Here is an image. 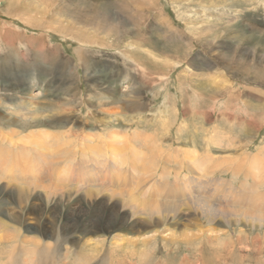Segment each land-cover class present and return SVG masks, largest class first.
Masks as SVG:
<instances>
[{
  "label": "rangeland",
  "instance_id": "374dc122",
  "mask_svg": "<svg viewBox=\"0 0 264 264\" xmlns=\"http://www.w3.org/2000/svg\"><path fill=\"white\" fill-rule=\"evenodd\" d=\"M26 140L42 147L22 154ZM3 143L0 171L32 184L0 181V264H264V0H0ZM68 163L103 170L116 184L106 188L126 195L130 172H214L261 194L242 210L263 221L216 223L190 244L173 226L158 235L179 243L141 259L117 245L134 237L119 216L108 229L106 210L92 228L101 206L58 181ZM16 188L29 189L20 205ZM93 239L101 245L86 258Z\"/></svg>",
  "mask_w": 264,
  "mask_h": 264
},
{
  "label": "bare ground",
  "instance_id": "6f19581e",
  "mask_svg": "<svg viewBox=\"0 0 264 264\" xmlns=\"http://www.w3.org/2000/svg\"><path fill=\"white\" fill-rule=\"evenodd\" d=\"M34 143L26 140L24 141V146H20L19 148L16 149H18L22 154L23 153L26 154L29 151L27 155L30 154L31 152L34 153L38 152V150L42 146L38 147L39 143L38 144H34ZM6 145L4 144L2 145V147H0L1 171L4 169L3 167L5 166L7 167V165H9V163H7L8 160L5 159L6 157L5 158L3 157L5 150L7 152L11 150V147H9V150H7ZM33 145L35 146L34 149H33L34 147ZM11 146L14 147V145ZM26 146H29L30 149H28ZM186 157L187 156H184L185 159L188 158ZM50 160L52 164L54 163L58 164L56 162V160H58L57 156L56 157L51 156ZM163 160L164 162L162 164L165 166H167L168 163L172 162L171 158L169 157ZM210 161L212 160L210 159ZM173 162L178 164L177 166L179 167L182 165L184 166L185 164L183 162L181 163L176 160H173ZM76 164L74 166H71V163L65 164L62 171L63 175H61L58 181H62L66 185H72L73 190L69 192L70 196L81 192L82 196L87 195L89 199L95 201V205L101 206L100 213L93 219L92 228H96L97 225L103 221L102 215L106 210L109 212V215L106 216V222H105V224L107 225L106 227L108 229L112 226V222L118 219L116 217L119 216L122 224L119 227L124 231L125 229H123L124 227L122 228V226L127 225L129 230L128 233L131 232V234H133L134 237L124 239L122 240V243H119L117 245H119V247L124 246L126 250L130 249L133 255H136L141 259H143V257L145 258L147 257L148 261L149 259L152 260V258H154L156 255L155 254L156 246L158 247L159 245H162L164 247H168L171 246L172 243H176V244L179 243L176 242L173 238L174 236H176L175 233L164 236L158 235V234H163L162 232L170 230V227L173 226L182 227L183 231L179 233L178 236V238H181L180 242L182 243L186 242L187 244H190V242H194V241H208L211 237H213L212 236L213 233L210 234H206V233L213 232L215 230L213 226L216 223L230 225L231 223L238 222L240 219H245L246 221L249 220L253 222L255 221L260 225L261 221H263L262 216L253 215V213L248 211L247 209L242 210L245 207H249L251 204H253L251 200H262L263 197L261 196V194L258 193L259 197L257 198L255 194L256 192L254 193V191H251V188L247 187L249 185H246L245 182L244 185H241V187H246L244 189L241 187L240 188L235 187L234 186L235 184L232 185V182H229L230 180H226L225 178L224 179L217 177L214 178L213 177L214 172H212L209 175L206 174L204 177L196 176L197 174L194 173L195 177L186 178V176L184 175L182 179L174 178V180H171V178L167 173H163L160 176H158L157 173L155 174L153 173L151 178H148L147 176H143V175L142 176L137 175L133 179V177H131V175L133 174H131L130 172L127 178H122L120 180L123 183V185L122 183H120V186L128 187L131 190V195L130 194L126 195V193L110 191L109 189L106 188V184L109 185L111 184L114 186H116V184L115 181L108 179L110 178L108 175L106 177L103 170H98V171L86 170L85 168L82 169L83 167L82 168L79 167L77 169L78 165ZM17 165L18 164H16V166ZM112 170H114V167L110 168V171ZM132 170L137 172L134 167ZM1 171H0V181L3 179H5L6 181L13 179L14 181L20 180L26 182L27 180H29V177H31L29 176L28 178L26 177L12 178V177H7L5 173H3L4 170L3 172ZM107 172L108 171L106 170V173ZM46 179H48V176L46 177ZM31 180L33 179L31 178ZM138 182H140L141 185L144 184L146 188L149 190L144 198H141V195H133V187L134 185L138 184ZM31 184L32 183L28 185ZM63 188L64 186H60V190L62 192L65 191L63 190ZM15 192H16V197L19 198L17 200L20 202L19 205L23 201L24 197L26 195H29V189H25V188L24 189L16 188ZM46 192L47 193L44 194V197L49 198L50 194L48 193V191ZM125 198L127 199L130 198V199L126 200ZM189 230H197L199 235H196V233L189 235L188 234ZM146 232L148 233L151 232V235L146 237L144 235L146 234ZM218 237H219L218 234L217 236L214 234V238H218ZM101 242L102 241H94L93 239L92 241H89L88 243L85 244L84 247L88 249H85L82 252L86 255V258L89 257L90 254L93 255V252L98 251ZM51 249L52 248H50L49 246L48 250ZM79 256L77 257V259L79 258ZM107 256H108V260H112L111 259V256H113L112 253L108 252ZM104 257L99 259L97 258V256L96 257L94 256L93 259L96 260L99 259L102 261V263L100 264H105L106 256ZM42 261L44 262V264H47L48 261L50 262V260H47V255L46 258ZM118 262L119 261H117V263ZM204 262H207V260H204ZM108 264H112V262L108 261Z\"/></svg>",
  "mask_w": 264,
  "mask_h": 264
}]
</instances>
